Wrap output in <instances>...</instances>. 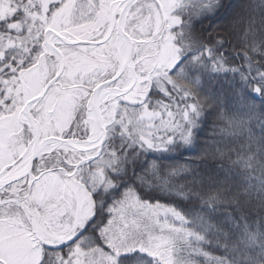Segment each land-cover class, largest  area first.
I'll return each instance as SVG.
<instances>
[{"label":"snow or ice","instance_id":"obj_1","mask_svg":"<svg viewBox=\"0 0 264 264\" xmlns=\"http://www.w3.org/2000/svg\"><path fill=\"white\" fill-rule=\"evenodd\" d=\"M0 264H264V0H0Z\"/></svg>","mask_w":264,"mask_h":264},{"label":"trees","instance_id":"obj_2","mask_svg":"<svg viewBox=\"0 0 264 264\" xmlns=\"http://www.w3.org/2000/svg\"><path fill=\"white\" fill-rule=\"evenodd\" d=\"M230 2L232 3H239L241 2V0H230ZM244 3H247L248 0H243ZM207 112H213V109L209 108V109H206ZM214 118H215V113L213 112V115L210 116L206 122V127L204 128V131L201 132L200 136H201V139H200V144L203 145L204 144V141H205V138L207 139H211L213 137V132H214ZM215 124H216V128H215V131H216V134L218 135L219 134V128L222 127V122H219V121H215ZM253 131L255 133H259V128L253 124ZM197 152H199V150H197ZM194 154L192 153H186L184 156H181L179 157L178 159V162L179 163H184L185 160H189L193 157ZM196 163H200V161H195ZM208 163H213L212 161H209Z\"/></svg>","mask_w":264,"mask_h":264}]
</instances>
